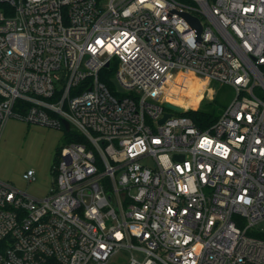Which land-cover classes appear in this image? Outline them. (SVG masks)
<instances>
[{
	"label": "built area",
	"instance_id": "built-area-1",
	"mask_svg": "<svg viewBox=\"0 0 264 264\" xmlns=\"http://www.w3.org/2000/svg\"><path fill=\"white\" fill-rule=\"evenodd\" d=\"M189 75L236 92L207 128ZM12 117L73 140L46 198L0 181V264H264V0H0Z\"/></svg>",
	"mask_w": 264,
	"mask_h": 264
},
{
	"label": "rangeland",
	"instance_id": "rangeland-1",
	"mask_svg": "<svg viewBox=\"0 0 264 264\" xmlns=\"http://www.w3.org/2000/svg\"><path fill=\"white\" fill-rule=\"evenodd\" d=\"M179 79L168 95V99L179 107H199L221 114L236 97L231 86L218 81H208L192 75L179 76ZM71 134L64 129L10 118L0 139V181L9 183L36 199L46 198L54 183L53 166L57 153L71 141ZM29 170L35 171V180L24 178ZM129 258L130 254L123 251L111 264H128Z\"/></svg>",
	"mask_w": 264,
	"mask_h": 264
},
{
	"label": "trees",
	"instance_id": "trees-1",
	"mask_svg": "<svg viewBox=\"0 0 264 264\" xmlns=\"http://www.w3.org/2000/svg\"><path fill=\"white\" fill-rule=\"evenodd\" d=\"M105 73H109V75H111V77L107 78L105 80V82L112 87V78L114 76V65L111 64L110 67L108 69H105ZM192 109H197V108H192ZM182 115H185L189 118H191L197 126H199L200 128H207L209 127L211 124H213L217 118L219 117L220 114H218L215 111H210V110H204L202 108H199L198 110L194 111V110H189L187 112H183L181 113ZM73 139H71L72 141ZM59 153V152H58ZM57 153V155H58ZM57 159V157H56ZM55 159V161H56Z\"/></svg>",
	"mask_w": 264,
	"mask_h": 264
},
{
	"label": "water",
	"instance_id": "water-1",
	"mask_svg": "<svg viewBox=\"0 0 264 264\" xmlns=\"http://www.w3.org/2000/svg\"><path fill=\"white\" fill-rule=\"evenodd\" d=\"M186 19L191 23V26L193 28H196L198 33L201 32L202 30V27H201V24H200V21L199 19L189 15V14H186L185 15ZM108 66V65H107ZM113 83L117 86V88L119 90H122L121 87L118 85V82L116 80H113ZM167 108L171 109V110H174V111H177V112H181L182 111V108L181 107H178V106H175L173 104H167ZM171 115L170 114H166L165 117L160 121V123H163L165 121V119L169 118ZM65 128L67 131L70 130V125L69 123L65 122Z\"/></svg>",
	"mask_w": 264,
	"mask_h": 264
},
{
	"label": "bare ground",
	"instance_id": "bare-ground-1",
	"mask_svg": "<svg viewBox=\"0 0 264 264\" xmlns=\"http://www.w3.org/2000/svg\"><path fill=\"white\" fill-rule=\"evenodd\" d=\"M177 83H178V82H177ZM177 83H176V84H177ZM176 84L174 85V87L176 86ZM169 94H170V92H169ZM168 98H169V96H168Z\"/></svg>",
	"mask_w": 264,
	"mask_h": 264
}]
</instances>
